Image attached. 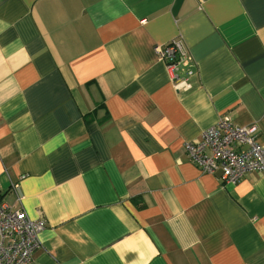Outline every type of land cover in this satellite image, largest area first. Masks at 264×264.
Returning a JSON list of instances; mask_svg holds the SVG:
<instances>
[{"label": "crops", "instance_id": "crops-1", "mask_svg": "<svg viewBox=\"0 0 264 264\" xmlns=\"http://www.w3.org/2000/svg\"><path fill=\"white\" fill-rule=\"evenodd\" d=\"M178 37L174 85L154 47ZM223 115L264 144V0H0V199L45 222L29 264H264V171L184 150Z\"/></svg>", "mask_w": 264, "mask_h": 264}, {"label": "built area", "instance_id": "built-area-1", "mask_svg": "<svg viewBox=\"0 0 264 264\" xmlns=\"http://www.w3.org/2000/svg\"><path fill=\"white\" fill-rule=\"evenodd\" d=\"M154 50L174 85L194 74L193 58L180 37L156 45ZM258 133L256 123L240 126L223 115L202 130L199 142H185L184 150L190 162L203 173L220 170L224 182L235 184L249 172L264 171V144L256 141ZM12 190L16 205L0 199V264H29L40 247L38 234L45 222L26 215L21 207L23 195L18 184H12Z\"/></svg>", "mask_w": 264, "mask_h": 264}]
</instances>
